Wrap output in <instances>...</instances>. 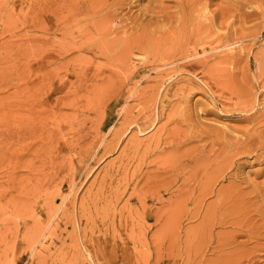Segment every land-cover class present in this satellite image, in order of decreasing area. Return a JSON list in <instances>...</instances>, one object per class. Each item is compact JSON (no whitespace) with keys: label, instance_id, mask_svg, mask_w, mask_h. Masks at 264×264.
<instances>
[{"label":"rangeland","instance_id":"rangeland-1","mask_svg":"<svg viewBox=\"0 0 264 264\" xmlns=\"http://www.w3.org/2000/svg\"><path fill=\"white\" fill-rule=\"evenodd\" d=\"M148 1L136 0L132 12L136 14V9ZM44 3L0 0V110L3 99L5 105H15L17 90L30 84L31 71L42 63L43 59L30 51L34 39L40 42L45 35ZM203 21L205 26L209 23ZM207 26L221 29L218 35L223 37V44L232 43L233 63L215 64L217 78L206 80L207 75L195 65L179 69L168 64L154 69L156 65L151 63L162 62L160 58L136 52L139 55H133L128 64L101 67L102 81L105 77L109 81L116 71L113 79L118 75L123 86L118 92L120 86L117 89L113 79L98 84L97 88L106 94L102 110L78 111L85 118V133L74 135L66 130L65 140L70 142L58 154L51 152L49 158L48 152L39 149L44 137L40 133L36 137L39 129L34 137L32 131L22 143L21 138L16 141L21 144L14 142L1 149L0 264H191L184 255L183 233L194 221L182 219L179 243L168 239V244L159 238L168 229L161 212L169 208L166 203L161 209V188L176 180L174 187L183 191L179 192L180 198L187 197L185 188L203 179L212 158L233 148L239 137L249 141L250 151L234 157L235 163L216 188L235 178L233 183L238 188L233 187L231 192L264 193V12L245 22L224 14ZM226 50L221 48L219 58L226 55ZM58 87L48 86L47 94L40 92L37 98H31L27 91L24 94L29 103L43 95L50 111L70 112L69 107L54 99ZM134 88L139 92L132 93ZM131 140L145 145L134 149L137 152L128 151V159L125 151ZM31 147H36L37 156ZM44 153L47 165H43ZM60 156L66 158L61 167L55 164ZM213 167L214 163L208 172ZM42 170L49 174L42 175ZM168 197L165 194L164 199ZM214 198L208 196L206 202ZM29 233L35 238L32 242ZM260 256L264 258V253Z\"/></svg>","mask_w":264,"mask_h":264},{"label":"bare ground","instance_id":"bare-ground-1","mask_svg":"<svg viewBox=\"0 0 264 264\" xmlns=\"http://www.w3.org/2000/svg\"><path fill=\"white\" fill-rule=\"evenodd\" d=\"M211 2L212 0H149L146 6L136 9L137 13L134 14L132 10L136 0H45L43 21L45 35L40 42L34 39L30 51L35 57L43 60L38 64L36 70L31 71L30 84L17 90L14 106L5 105V99H3L0 110V151L4 146H12L20 138L22 143V138L24 140L27 133L33 131L30 133L33 136L34 131L39 129L40 132H36V137L38 133L44 137L40 136V138L43 137L41 146L37 141L40 146L38 148H43L44 152H48L49 158L51 152L58 154L60 150L62 151V146L69 145L70 141L65 140L66 130L74 135L83 134L85 118L81 117L79 112L83 109L85 111L92 109L100 111L101 103L106 100L105 90L97 88L100 86L98 84H102L106 78L102 81L101 76L99 77L101 67H119L128 64L133 55H139L136 52H148L151 58H160L162 62H156V60L155 64L151 63L156 65L154 69L159 68L157 66H168V64H172V66L175 64V67L179 69L195 65L203 70L202 74L207 75L206 80H213L216 77L215 64H232L234 56L230 55L232 43L226 45L227 41H225L223 44V37L220 38L218 35V31L221 29L212 30L210 29L212 27L208 28L207 25L213 21L216 22V19L224 14L234 20L245 22L256 14L264 12V0H219L218 4H211ZM211 6L214 8L211 9ZM203 19L209 22L206 26ZM222 47H227L228 50L225 51V56L219 58ZM207 48L214 54H218L207 55L210 52H207ZM198 55L201 56L200 59H198ZM216 57L219 59L214 61ZM211 59L213 62L207 64ZM178 62L181 64L178 65ZM115 74H117L116 71L113 75ZM113 75L110 80L113 79ZM117 76H114L112 83L116 84L117 89L120 86L118 90L114 89L119 92L123 83L119 82ZM107 81L105 82L108 83L109 81ZM54 84L59 86L57 92L55 91L57 93L56 97L54 96L55 101L62 102L61 105L69 107L70 112L50 111L47 108L48 100L46 102L47 98L43 95L34 103H29V97H25L24 92L27 91L31 98H37L40 92L45 91L46 93L48 86ZM135 88L131 90L134 94L139 92ZM63 90L65 93H62ZM67 95L68 97L65 98L64 96ZM125 100H128V97ZM26 101L27 103L24 104ZM125 111L124 119L127 120L129 116ZM202 123L200 122L199 126ZM140 129L142 130V128ZM247 137L249 138V136ZM239 139L226 153H223L224 148L222 156L221 153L216 154L217 156L212 158L210 166L207 163H202L203 158L201 159L202 164L208 165L205 168L206 173L195 186L185 188L188 191L187 197L183 195L184 198H180L179 192L182 190L174 187L176 180L173 183L171 181L172 184L164 183L165 186L161 188V209L165 207L166 203L169 204V208L162 209L164 210L162 212L160 210L162 215L160 218L164 217V223L168 224V229L166 234L161 233L159 238L165 241L170 239L175 242L176 240V243H179L182 239V219L194 221V224L185 228L183 233L184 255L191 264H264V258L260 256L264 253V193L259 191L253 195L250 193L246 195L243 192L241 194L240 191L231 192L233 187H237L233 183L235 178L229 180L228 185L216 188L219 180L225 177V171L235 163L234 157L240 152L250 151L248 150L250 149L249 141L244 142ZM16 143L21 144L20 141ZM127 145L126 153L139 149L145 144L131 140ZM36 147L34 148L36 149ZM33 149L31 147L34 156H37L39 153L35 155L36 151ZM260 149L263 150V148ZM211 150L213 151V149ZM253 150L256 149L253 148ZM161 151H165V148L161 147ZM38 152L40 151L38 150ZM129 156L131 157V154L128 153V159ZM62 157L57 159L58 162L55 158L54 162L57 166L64 163L66 158ZM128 159L129 163L133 160V158L130 161ZM208 159L210 162L211 158ZM45 160L46 155L43 165L46 164ZM47 162L51 165L49 160ZM123 162L125 161L123 160ZM213 163L214 167L208 172ZM46 173L47 171H43L41 174L45 175ZM165 194H169L168 200L164 199ZM213 195H215L214 200L206 202V198ZM175 198L176 201L173 200ZM30 238L31 242L35 239H32L31 234ZM31 244L29 243V246ZM179 252L181 251L178 250V254H180Z\"/></svg>","mask_w":264,"mask_h":264}]
</instances>
